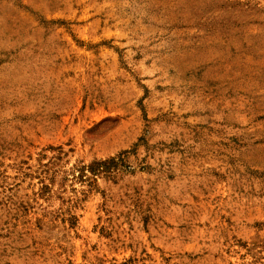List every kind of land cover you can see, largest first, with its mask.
<instances>
[{"label":"rangeland","instance_id":"rangeland-1","mask_svg":"<svg viewBox=\"0 0 264 264\" xmlns=\"http://www.w3.org/2000/svg\"><path fill=\"white\" fill-rule=\"evenodd\" d=\"M0 264H264V0H0Z\"/></svg>","mask_w":264,"mask_h":264},{"label":"trees","instance_id":"trees-1","mask_svg":"<svg viewBox=\"0 0 264 264\" xmlns=\"http://www.w3.org/2000/svg\"><path fill=\"white\" fill-rule=\"evenodd\" d=\"M106 162H108V161H102L101 164H106Z\"/></svg>","mask_w":264,"mask_h":264}]
</instances>
